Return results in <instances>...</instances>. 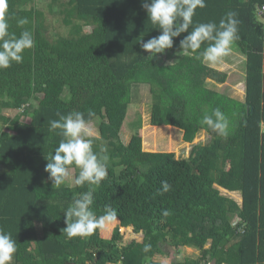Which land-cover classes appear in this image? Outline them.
Returning <instances> with one entry per match:
<instances>
[{
  "label": "trees",
  "instance_id": "obj_1",
  "mask_svg": "<svg viewBox=\"0 0 264 264\" xmlns=\"http://www.w3.org/2000/svg\"><path fill=\"white\" fill-rule=\"evenodd\" d=\"M262 2L205 0L189 28L218 25L227 12L236 13L234 48L244 56L245 93L239 101L208 87V79L223 83L227 74L194 56L158 61L164 53H180L187 33L173 38L163 54L147 58L140 44L160 32L142 0H50L66 35L49 31L36 0H7L9 31L19 35L17 21L26 17L24 28L34 38L22 63L0 70V229L16 240L12 264H264V27L255 14ZM139 83L149 85L152 126L177 127L186 142L203 130L209 140L193 145L185 158L154 151L156 145L142 141L138 119L137 131L124 143L120 133L131 87ZM215 108L229 119L227 136L201 123ZM73 112L96 125L93 150L109 158L99 187L66 181L57 189L45 172L62 139L59 130H49L50 122ZM162 181L171 188L157 194ZM221 189L239 192L241 202ZM86 191H92L97 216L108 205L117 219L90 237L68 239L64 212ZM121 227L141 233L142 241L124 244ZM145 244H151L148 252ZM164 245L196 248L199 254L155 260Z\"/></svg>",
  "mask_w": 264,
  "mask_h": 264
},
{
  "label": "clouds",
  "instance_id": "obj_2",
  "mask_svg": "<svg viewBox=\"0 0 264 264\" xmlns=\"http://www.w3.org/2000/svg\"><path fill=\"white\" fill-rule=\"evenodd\" d=\"M142 7L147 13L148 20L160 32L159 35L140 44L142 51L148 53L149 60L171 49L174 44L173 38L187 33L179 41L180 54L194 56L208 65H216L231 54L233 44L239 39V22L236 13L232 11L227 12L218 25L215 22L199 23L189 31L196 9L206 7L205 0H142ZM6 9L7 0H0V70L11 67L13 62L22 63L25 50L34 46L32 32L24 28L29 24V20L24 17L17 21V26L22 29L19 35L10 32ZM205 42H209L208 46L198 51ZM91 115L92 113H89V116ZM201 123L220 136L228 135L230 122L219 108L206 113ZM49 130L54 132L59 130L57 135L62 137L45 166L52 187L59 189L69 179L75 186L83 187L87 184L99 187L107 176L109 158L107 155L101 156L94 152L92 132L84 114L73 112L60 116L58 120L50 122ZM104 151L106 152V149ZM161 183L162 191L158 189L157 194L168 192L171 188L167 181ZM92 204V191H86L73 200L71 206L64 212L66 227L63 231L66 238L90 237L105 223L117 219L116 210L108 205L105 206L104 215L97 216L91 208ZM169 214L168 211L163 212L164 216ZM150 249L151 244L144 245L145 252ZM16 252V240L10 233L0 229V264H12Z\"/></svg>",
  "mask_w": 264,
  "mask_h": 264
},
{
  "label": "rangeland",
  "instance_id": "obj_3",
  "mask_svg": "<svg viewBox=\"0 0 264 264\" xmlns=\"http://www.w3.org/2000/svg\"><path fill=\"white\" fill-rule=\"evenodd\" d=\"M36 5L39 9L43 10L46 16V23L49 31L53 35H66L68 34L67 27L62 22V16L58 12L56 5H51L50 0H36ZM86 27L85 30H89ZM231 54L224 58L222 63L210 65L227 74L226 80L223 83L215 82L211 79L206 81V85L215 91L225 93L226 95L235 98L236 100H244V56L234 48ZM180 53L171 52L164 53L157 59L161 64L173 63L179 57ZM206 64V63H205ZM208 65V64H207ZM151 105V94L149 85L147 83H139V85H132L130 92V103L127 117L121 130V138L126 143L131 135L137 131L136 121L139 119L142 131V141L149 142L151 145H156L152 150L154 151H170L174 152L178 158H185L195 144L206 143L210 135L205 131H199L191 142L184 141V131L170 125L152 126L149 123V113ZM23 120L28 121V117H23ZM92 135H98L95 124H89ZM71 179L67 182L69 183ZM223 194L228 195L237 201L241 202L239 192H228L221 189ZM120 233L123 235V243L127 244L131 240L142 241L141 233H134L131 227L120 228ZM164 252L157 254L154 258L157 261H165L172 258V260L181 261L185 257H195L199 254L196 248L180 247L175 250L172 246L164 245Z\"/></svg>",
  "mask_w": 264,
  "mask_h": 264
},
{
  "label": "built area",
  "instance_id": "obj_4",
  "mask_svg": "<svg viewBox=\"0 0 264 264\" xmlns=\"http://www.w3.org/2000/svg\"><path fill=\"white\" fill-rule=\"evenodd\" d=\"M255 14L264 27V2L256 7Z\"/></svg>",
  "mask_w": 264,
  "mask_h": 264
},
{
  "label": "crops",
  "instance_id": "obj_5",
  "mask_svg": "<svg viewBox=\"0 0 264 264\" xmlns=\"http://www.w3.org/2000/svg\"><path fill=\"white\" fill-rule=\"evenodd\" d=\"M245 93V92H244ZM149 146H152V145H149Z\"/></svg>",
  "mask_w": 264,
  "mask_h": 264
}]
</instances>
